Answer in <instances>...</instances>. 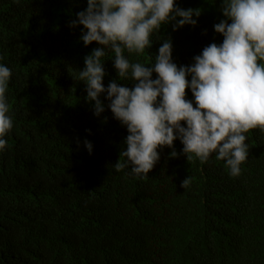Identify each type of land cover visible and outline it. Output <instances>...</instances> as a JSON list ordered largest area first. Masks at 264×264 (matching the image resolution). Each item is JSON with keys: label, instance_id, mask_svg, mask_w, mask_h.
<instances>
[{"label": "trees", "instance_id": "obj_1", "mask_svg": "<svg viewBox=\"0 0 264 264\" xmlns=\"http://www.w3.org/2000/svg\"><path fill=\"white\" fill-rule=\"evenodd\" d=\"M175 2L199 9L197 24L162 25L144 53H125L131 62H153L165 39L178 66L222 43L214 30L225 19L221 0ZM86 7L87 0H0L13 120L0 152V264H264V133L246 134L248 157L236 177L215 153L201 164L170 157L168 147L146 177L130 167L117 172L126 126L113 118L106 93L104 112L94 115L84 82L70 75L99 47L83 44L82 25L69 26ZM113 56L106 49L102 57L105 87L113 80L133 87L118 79ZM174 147L181 152L179 139Z\"/></svg>", "mask_w": 264, "mask_h": 264}, {"label": "clouds", "instance_id": "obj_2", "mask_svg": "<svg viewBox=\"0 0 264 264\" xmlns=\"http://www.w3.org/2000/svg\"><path fill=\"white\" fill-rule=\"evenodd\" d=\"M221 3L225 19L214 30L223 41L205 46L191 65L173 62L170 39L160 45L153 62H131L125 55L144 53L162 25L174 22L175 31L197 24L193 16L201 11L179 8L175 0H87V7L70 21V27L83 26L80 39L85 46L99 45L84 57V68L70 75L84 82L85 100L92 103L96 116L105 110L100 97L106 93L113 118L128 132L119 155L126 159L114 164L117 172L130 167L132 175L146 177L160 159L159 150L168 147L170 157L183 154L187 162L198 159L201 164L215 153L230 176L240 175L249 151L246 134L254 129L264 133V0ZM106 49L114 53L118 79L133 81V87L115 80L105 87ZM11 76V69L0 64V152L13 128L6 97ZM189 88L195 105L186 99ZM177 139L183 145L180 153L174 147ZM84 144L91 154L92 143ZM190 184L187 176L180 187Z\"/></svg>", "mask_w": 264, "mask_h": 264}]
</instances>
